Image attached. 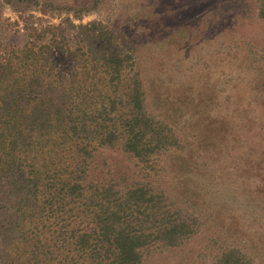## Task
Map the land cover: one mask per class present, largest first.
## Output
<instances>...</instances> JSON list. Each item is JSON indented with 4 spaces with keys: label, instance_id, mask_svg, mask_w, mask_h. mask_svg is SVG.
I'll list each match as a JSON object with an SVG mask.
<instances>
[{
    "label": "trees",
    "instance_id": "1",
    "mask_svg": "<svg viewBox=\"0 0 264 264\" xmlns=\"http://www.w3.org/2000/svg\"><path fill=\"white\" fill-rule=\"evenodd\" d=\"M101 27L33 31L23 49L0 53V264H144L148 249L178 248L200 230L201 216L175 207L155 182L179 142L147 113L133 57ZM107 149L138 173L98 175L95 158ZM250 167L251 190L264 195V157ZM223 216L219 232L235 241L219 245L215 264L264 260V211L224 229Z\"/></svg>",
    "mask_w": 264,
    "mask_h": 264
},
{
    "label": "rangeland",
    "instance_id": "2",
    "mask_svg": "<svg viewBox=\"0 0 264 264\" xmlns=\"http://www.w3.org/2000/svg\"><path fill=\"white\" fill-rule=\"evenodd\" d=\"M39 2L0 0V53L23 49L33 31L41 35L68 22L113 32L117 51L134 59L147 113L179 142L162 156L155 182L175 207L201 216L196 235L178 248L148 249L144 264H215L219 245L235 241L221 236L215 215L224 214V229L247 226L254 212L264 211V195L249 185L250 163L264 157L263 0ZM62 64L67 71L70 61ZM94 168L112 179L140 170L108 149L97 154Z\"/></svg>",
    "mask_w": 264,
    "mask_h": 264
}]
</instances>
